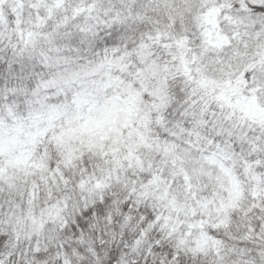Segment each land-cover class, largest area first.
Returning a JSON list of instances; mask_svg holds the SVG:
<instances>
[{
  "label": "snow or ice",
  "instance_id": "snow-or-ice-1",
  "mask_svg": "<svg viewBox=\"0 0 264 264\" xmlns=\"http://www.w3.org/2000/svg\"><path fill=\"white\" fill-rule=\"evenodd\" d=\"M0 264H264V0H0Z\"/></svg>",
  "mask_w": 264,
  "mask_h": 264
}]
</instances>
